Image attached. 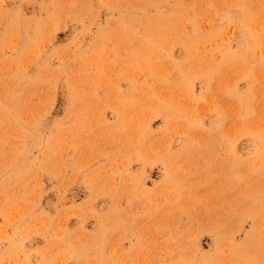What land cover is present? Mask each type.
Wrapping results in <instances>:
<instances>
[{"label":"rangeland","instance_id":"obj_1","mask_svg":"<svg viewBox=\"0 0 264 264\" xmlns=\"http://www.w3.org/2000/svg\"><path fill=\"white\" fill-rule=\"evenodd\" d=\"M0 264H264V0H0Z\"/></svg>","mask_w":264,"mask_h":264}]
</instances>
